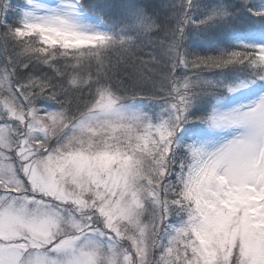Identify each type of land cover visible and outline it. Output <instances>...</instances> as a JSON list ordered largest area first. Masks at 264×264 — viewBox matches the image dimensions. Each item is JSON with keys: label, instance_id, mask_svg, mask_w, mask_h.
I'll list each match as a JSON object with an SVG mask.
<instances>
[{"label": "snow or ice", "instance_id": "6c2138e0", "mask_svg": "<svg viewBox=\"0 0 264 264\" xmlns=\"http://www.w3.org/2000/svg\"><path fill=\"white\" fill-rule=\"evenodd\" d=\"M0 264H264V0H0Z\"/></svg>", "mask_w": 264, "mask_h": 264}]
</instances>
